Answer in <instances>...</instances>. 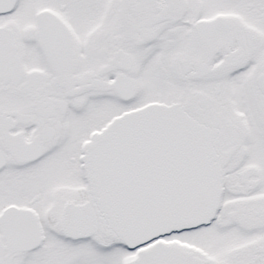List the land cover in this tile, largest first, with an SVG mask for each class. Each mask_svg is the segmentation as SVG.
Here are the masks:
<instances>
[{
    "label": "snow or ice",
    "instance_id": "obj_1",
    "mask_svg": "<svg viewBox=\"0 0 264 264\" xmlns=\"http://www.w3.org/2000/svg\"><path fill=\"white\" fill-rule=\"evenodd\" d=\"M0 264H264V0H0Z\"/></svg>",
    "mask_w": 264,
    "mask_h": 264
}]
</instances>
